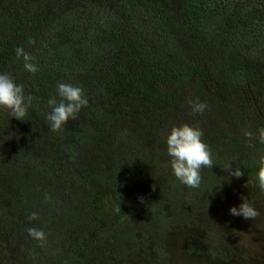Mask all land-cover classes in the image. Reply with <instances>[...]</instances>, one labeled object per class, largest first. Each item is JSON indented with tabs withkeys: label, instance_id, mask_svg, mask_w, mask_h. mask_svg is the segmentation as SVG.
Segmentation results:
<instances>
[{
	"label": "rangeland",
	"instance_id": "obj_1",
	"mask_svg": "<svg viewBox=\"0 0 264 264\" xmlns=\"http://www.w3.org/2000/svg\"><path fill=\"white\" fill-rule=\"evenodd\" d=\"M195 92L105 117L69 165L36 141H2L0 264H264V190L240 165L264 153L257 138L264 100L247 90ZM195 100L207 104L203 114L192 112ZM8 117L0 107V118ZM184 123L202 129L212 153L197 188L175 177L167 153L168 133ZM229 163L244 174L229 175ZM242 196L258 210L255 219L230 213ZM32 212L39 218L30 221ZM29 227L46 233L43 246Z\"/></svg>",
	"mask_w": 264,
	"mask_h": 264
},
{
	"label": "trees",
	"instance_id": "obj_2",
	"mask_svg": "<svg viewBox=\"0 0 264 264\" xmlns=\"http://www.w3.org/2000/svg\"><path fill=\"white\" fill-rule=\"evenodd\" d=\"M20 46L35 74L17 59ZM0 73L33 98L24 120L0 118V143L33 140L69 165L93 128L133 103H176L188 87L199 98L247 90L264 100V0H0ZM60 83L89 103L54 132L47 101L59 100ZM259 157L240 160L249 176Z\"/></svg>",
	"mask_w": 264,
	"mask_h": 264
},
{
	"label": "clouds",
	"instance_id": "obj_3",
	"mask_svg": "<svg viewBox=\"0 0 264 264\" xmlns=\"http://www.w3.org/2000/svg\"><path fill=\"white\" fill-rule=\"evenodd\" d=\"M30 44H34V40H29ZM17 59L23 58L24 68L30 73L35 74L38 67L33 61L35 57L26 52L20 46L16 49ZM57 95L48 99L47 103L52 111L47 116L50 122L51 130L56 132L61 130L62 126L71 119H75L82 107H86L89 103L88 98L84 94V90L71 83H60L57 86ZM32 96H25L23 85L17 84L13 77L8 73H0V107L10 110L12 117L24 120L32 103ZM190 107L193 113L203 114L207 108V104L199 100L190 101ZM204 133L199 127L191 126L184 123L180 126H173L166 137L167 153L171 157L170 166L175 177L183 184L191 188L199 187L201 183V169L212 168L214 163L212 153L209 146L203 141ZM245 137L253 139V132L244 131ZM258 140L264 144V127L258 130ZM251 146V144H250ZM259 170L257 173V181L260 189L264 190V153L259 157ZM229 163L223 168L231 176L240 177L244 173L241 168H232ZM242 203L236 207L230 208V213L234 216H243L245 219H255L259 212L248 202L246 197H241ZM117 211H121L120 206ZM38 213L32 212L28 219H38ZM28 234L33 239L40 241L41 246L46 242V233L42 229L29 227Z\"/></svg>",
	"mask_w": 264,
	"mask_h": 264
}]
</instances>
